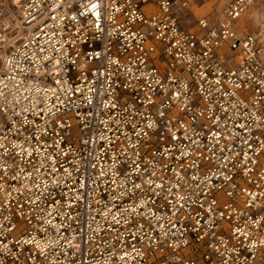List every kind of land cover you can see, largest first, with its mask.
<instances>
[{
  "label": "built area",
  "instance_id": "2783aa9c",
  "mask_svg": "<svg viewBox=\"0 0 264 264\" xmlns=\"http://www.w3.org/2000/svg\"><path fill=\"white\" fill-rule=\"evenodd\" d=\"M193 2L0 1V264H264V0Z\"/></svg>",
  "mask_w": 264,
  "mask_h": 264
},
{
  "label": "rangeland",
  "instance_id": "374dc122",
  "mask_svg": "<svg viewBox=\"0 0 264 264\" xmlns=\"http://www.w3.org/2000/svg\"><path fill=\"white\" fill-rule=\"evenodd\" d=\"M192 1H194L192 4L193 13L190 12L188 17L183 22L184 25L189 28H196L197 19L201 15H209L212 13L222 15L223 10L225 9V7L227 6L230 0H210L207 2H198L197 0H192ZM9 2L11 3V0H9ZM251 15H253V13H249V14L247 13L245 14V18H248ZM249 29L254 30L255 26H253L252 24V26H250ZM0 65H1V50H0Z\"/></svg>",
  "mask_w": 264,
  "mask_h": 264
},
{
  "label": "bare ground",
  "instance_id": "6f19581e",
  "mask_svg": "<svg viewBox=\"0 0 264 264\" xmlns=\"http://www.w3.org/2000/svg\"><path fill=\"white\" fill-rule=\"evenodd\" d=\"M0 1H2V0H0ZM249 13H252V10H250V11H248V14ZM252 16H254L255 18H253L252 20H249L248 21V19H250L251 18V16L250 17H248V18H245V16L243 17V19H241L240 20V24L241 25H243L244 27H247V23L246 22H252L253 23V26H255L257 23H258V21L256 20V13H253V15ZM247 20V21H246ZM252 26V25H251Z\"/></svg>",
  "mask_w": 264,
  "mask_h": 264
}]
</instances>
